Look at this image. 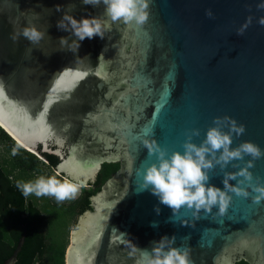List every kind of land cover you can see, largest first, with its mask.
<instances>
[{
	"label": "water",
	"instance_id": "obj_1",
	"mask_svg": "<svg viewBox=\"0 0 264 264\" xmlns=\"http://www.w3.org/2000/svg\"><path fill=\"white\" fill-rule=\"evenodd\" d=\"M261 2L151 0L148 21L137 26L112 22L103 3L0 0V128L16 143L13 135L33 141L24 145L29 152L56 156L53 172L76 183L91 181L104 163L119 164L91 198L92 212L79 222L65 264H146L141 250L165 235L175 236L173 246L190 248L192 264H264V200L230 193L224 215L213 207L197 218L192 209L173 212L150 191H137V170L157 162L145 140L170 157L183 152L191 129L200 130L192 138L198 146L209 127L228 131L226 121L213 124L216 117L245 126L244 134H233L232 148L250 141L264 150ZM65 14L99 18L108 26L104 38H85L69 50L78 38L57 27ZM249 15L252 24L237 35ZM26 29L41 34L38 42L24 37ZM238 163L224 171H238ZM250 171L253 182H264V158ZM223 179L219 165L209 171L211 185L223 189ZM22 243L4 264L15 262Z\"/></svg>",
	"mask_w": 264,
	"mask_h": 264
},
{
	"label": "clouds",
	"instance_id": "obj_2",
	"mask_svg": "<svg viewBox=\"0 0 264 264\" xmlns=\"http://www.w3.org/2000/svg\"><path fill=\"white\" fill-rule=\"evenodd\" d=\"M101 3L105 6V16L112 22L122 21L125 25L143 26L149 19L151 0H82V4L94 7H98ZM256 7L258 11L264 10V2L257 4ZM56 11H61L60 6H57ZM249 11H251L250 8ZM206 15L213 17L211 9L206 10ZM252 21L253 16L249 15L236 30L237 35L242 36ZM258 23L264 26V16L258 19ZM57 27L60 30L71 32L78 38V42L73 41L74 49L69 46V50L77 51L80 47L79 42L85 38L92 39L99 36L103 39L108 26L102 25L100 19L96 17L77 20L74 16L65 14L57 22ZM23 35L33 43L41 38V34L35 30L26 29ZM60 39L62 45L67 44L64 37ZM220 121L228 122V131H223L218 126L209 127L205 139L198 146L192 142V138L199 136L200 130L191 129L186 133V139L182 145L183 152L174 151L170 157L166 149L156 145L155 142L149 143L145 140L148 155L155 156L157 162L151 163L142 171L137 170V175L140 177L137 182V191H150L158 198L160 204L170 207L173 212L181 207L192 209L193 215L197 218L201 210L204 213H211L213 207H218V213L224 215L232 200L230 193L245 199L251 197L255 204L264 200V182L260 177H255V182H253V173L250 171L255 167L256 160L264 158V150L250 141H244L232 148L233 134L236 137L241 136L246 130L245 126L238 124L235 119L228 116L214 118L213 124L217 125ZM217 153H219L218 157ZM32 154L39 157V154ZM246 156L251 159L245 160ZM232 161L242 162L243 166L241 163L234 164L233 167L238 168V171H224ZM216 165L220 166L224 174L223 189L209 183V171ZM233 180L236 181L235 185L230 183ZM58 184L59 182L55 179L45 181L41 178L36 181L35 185L25 183L22 191L26 197L33 193L37 196L53 194L58 201L75 195L77 191L75 186L65 183L58 187ZM154 210L159 215V206ZM175 241V236L170 238L165 235L159 241L151 242L150 251L140 249L145 255L146 264H192L190 248L175 247L173 246Z\"/></svg>",
	"mask_w": 264,
	"mask_h": 264
},
{
	"label": "trees",
	"instance_id": "obj_3",
	"mask_svg": "<svg viewBox=\"0 0 264 264\" xmlns=\"http://www.w3.org/2000/svg\"><path fill=\"white\" fill-rule=\"evenodd\" d=\"M0 145L4 146L0 155V264L11 258L21 239L23 243L13 264H64L70 228L84 212H92L91 198L119 164H102L89 188L81 187L76 198L70 196L62 203L53 194L33 193L26 197L21 184L35 185L41 178L51 179L49 172L58 163L56 156L39 150V158L15 144L1 128ZM62 177L55 178L58 187L66 183Z\"/></svg>",
	"mask_w": 264,
	"mask_h": 264
},
{
	"label": "rangeland",
	"instance_id": "obj_4",
	"mask_svg": "<svg viewBox=\"0 0 264 264\" xmlns=\"http://www.w3.org/2000/svg\"><path fill=\"white\" fill-rule=\"evenodd\" d=\"M4 146L3 145H0V155L2 154V150H3ZM1 158V157H0ZM48 174V172H45L44 174V177H46ZM60 176V175H59ZM49 177L51 179H55L56 177H58V175L56 173H54L53 171H50L49 172ZM95 180V178H92L91 181L87 182L86 184L83 183V184H80V183H76V178L72 177V176H68L67 179H63L62 181L63 182H66L68 185H71V186H75L77 188V191L75 193L74 196H71L72 198H76L78 195H79V192H80V189L81 187H84V188H89L90 185H88L89 183H93ZM22 185L23 182H21ZM66 201V198L61 201L62 203H65ZM46 202V201H45ZM89 212H86L84 213L80 218H78V221L76 223V225L72 228H70L69 232H68V244H67V247L65 250L69 249L70 246H73V244L75 243V239H76V235H77V230H78V226H79V222L88 214ZM57 227L60 226V224L56 225ZM74 240V242H73Z\"/></svg>",
	"mask_w": 264,
	"mask_h": 264
},
{
	"label": "bare ground",
	"instance_id": "obj_5",
	"mask_svg": "<svg viewBox=\"0 0 264 264\" xmlns=\"http://www.w3.org/2000/svg\"><path fill=\"white\" fill-rule=\"evenodd\" d=\"M1 124V123H0ZM2 125V124H1ZM13 138L17 141L18 144H20L22 147H24V145H31L33 141L30 142H23V141H18V139L13 135ZM25 148V147H24ZM74 242V240H73ZM74 246V244H73ZM73 246H70V248L68 249V251H70L71 248H73Z\"/></svg>",
	"mask_w": 264,
	"mask_h": 264
}]
</instances>
